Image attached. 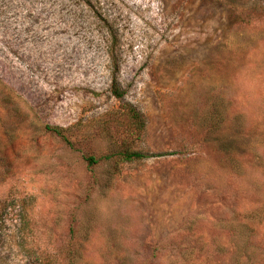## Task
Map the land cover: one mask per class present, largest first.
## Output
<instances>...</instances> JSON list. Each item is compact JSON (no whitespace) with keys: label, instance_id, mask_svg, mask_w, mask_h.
<instances>
[{"label":"rangeland","instance_id":"1","mask_svg":"<svg viewBox=\"0 0 264 264\" xmlns=\"http://www.w3.org/2000/svg\"><path fill=\"white\" fill-rule=\"evenodd\" d=\"M0 264H264V0H0Z\"/></svg>","mask_w":264,"mask_h":264},{"label":"trees","instance_id":"2","mask_svg":"<svg viewBox=\"0 0 264 264\" xmlns=\"http://www.w3.org/2000/svg\"><path fill=\"white\" fill-rule=\"evenodd\" d=\"M111 93L112 95L121 102V109L124 110L127 114V117L130 120V123L134 129L137 131H140L144 128V119L139 112L132 104L124 101V95L125 92L118 83L116 77L114 76L111 82ZM44 129L51 131L52 133L56 134L57 136H60L64 141L67 143H71L69 139L65 135V128L61 126H51L48 124L44 125ZM158 153H148V152H142L138 150H131L128 148L120 149L117 151L112 152L111 154H107L104 157L106 159H109L113 156L117 157L122 162H135V161H141L143 159H147L150 157H156L159 156ZM89 163H96V159L92 156L87 158Z\"/></svg>","mask_w":264,"mask_h":264}]
</instances>
